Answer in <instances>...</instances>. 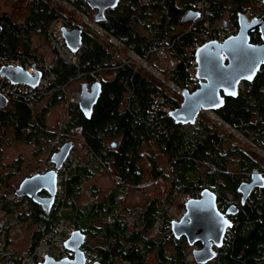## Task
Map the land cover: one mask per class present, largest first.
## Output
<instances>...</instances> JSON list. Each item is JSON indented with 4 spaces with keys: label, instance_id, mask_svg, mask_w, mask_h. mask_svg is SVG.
Returning a JSON list of instances; mask_svg holds the SVG:
<instances>
[{
    "label": "trees",
    "instance_id": "16d2710c",
    "mask_svg": "<svg viewBox=\"0 0 264 264\" xmlns=\"http://www.w3.org/2000/svg\"><path fill=\"white\" fill-rule=\"evenodd\" d=\"M61 1H67L89 15V7L83 0ZM198 1L201 0H120L118 6L110 9L99 23L106 31L103 36L90 29L84 30L79 68L67 64L55 53L51 60V69L56 75L53 87H61L81 75V81L88 85L99 78L102 93L91 119L84 116L79 105L69 106L71 119L61 132V141L73 143L72 149L77 148L74 135L80 134L86 149L84 160L71 171L66 183L68 212L62 215L54 210L46 212L31 199L17 197V202L25 200L31 207L19 218L31 219L46 227L35 232L30 252L61 217L69 219L87 239L97 238V246L91 248L85 242L84 250L97 251L102 264H110L115 259L129 264H145L148 254L154 250L161 264L168 261L171 264H188L185 238L176 240L164 231L153 237L152 232L159 216L165 220V207L173 202L176 193L202 192L211 188L217 195L219 208L224 207L222 212L232 205L239 207L238 213L230 217L233 226L226 232L223 247L217 249L215 264H264V189L253 192L244 206H241V194L237 191L239 184L250 179L253 170L258 169L264 175V166L258 162L254 148L249 146L246 149L239 145L232 133L208 118L203 111L194 125H176L164 115L161 108L165 105L161 101L162 97L166 98L177 108L183 100L181 95L162 91L161 83L154 75L128 63V59L122 58L110 42L113 36L125 49L141 57H146L150 50L162 43L172 44L169 51L175 62L167 71L162 70L166 76L164 80L180 90L194 91L199 84L192 88L189 86L187 69L189 59L194 61L195 52L190 58L185 56L202 27L198 25L188 31L189 24L182 26L181 19L186 13L197 10ZM209 1L214 12L213 20L226 22L223 18L227 16L235 24L237 16L249 5L247 0ZM60 5L56 6L50 0H34L25 20L11 22V26L3 24L7 37L0 39L1 55L8 57L27 53L43 59L42 55L33 52L32 35L45 39L49 23L59 16L75 20ZM78 25L85 27L82 22ZM261 41L258 31L251 34L252 43ZM181 55L184 56L179 61L178 56ZM157 96L158 103L155 102ZM42 99L35 97L30 103L12 101L13 108H0V147L9 126L17 139L37 143L39 147L44 145L46 137L54 135L48 131L43 112L35 113L33 110ZM62 103L66 105V96L54 92L44 110ZM215 113L264 150V65L253 82L241 86L237 98H226L224 107ZM108 137L119 138L115 149L114 143L107 147ZM165 159L167 162L163 165L162 160ZM110 170H114L117 178L114 190L102 200L81 205L78 201L81 185L96 174ZM8 177L9 173L1 175L0 180ZM145 177L150 178L149 183L160 179L169 182L171 188L168 194L165 193L166 198H146V205L133 211L121 209L120 194L127 190L129 184H142ZM18 205L9 202L4 206L9 212L16 210ZM169 224L167 220L166 225ZM167 244L174 250L170 256L167 255ZM13 257L19 261L21 256Z\"/></svg>",
    "mask_w": 264,
    "mask_h": 264
},
{
    "label": "water",
    "instance_id": "95a60500",
    "mask_svg": "<svg viewBox=\"0 0 264 264\" xmlns=\"http://www.w3.org/2000/svg\"><path fill=\"white\" fill-rule=\"evenodd\" d=\"M84 1L91 9L98 10L92 17L94 23L102 22L105 19V12L115 9L120 2V0ZM198 16L199 13L196 11L186 13L181 19V25L195 22ZM237 22L239 25L237 35L222 43L209 42L195 52L196 77L199 85L194 91L188 89L182 91L183 101L171 113V119L176 125H194L202 111L216 112L223 108L226 98H237L241 86L253 82L261 72L264 65V16L249 22L243 14H239ZM257 31L262 41L254 44L251 42V34ZM83 33L84 29L81 26H76L71 31L64 30V37L71 50L76 51L82 46ZM2 75L10 77L16 83L31 86L37 85L40 79L39 72L31 75L20 67H5ZM248 75H252V79H247ZM169 85L176 92L181 91L178 86L170 83ZM231 92L236 94L230 95ZM101 93L102 85L99 82L81 85V101L78 105L87 119H91ZM7 105L8 100L0 95V108H6ZM112 146L115 148L116 144ZM72 147V143H66L62 150L52 157L56 165L55 171L44 176L24 179L15 195L27 196L34 203L40 204L46 212H50L55 203L57 170L62 167ZM256 188L264 189V175L257 169L251 173L249 182H242L237 188L241 194V206L245 205ZM238 211L239 207L232 205L222 212L218 207L216 193L205 188L199 198H191L186 202L181 219L171 222L173 236L176 240L185 238L188 245L194 247L192 256L196 263L208 264L217 257L214 248L223 247L226 232L233 226L230 217L236 215ZM85 240L86 236L76 231L73 239L67 244V248L75 253L73 260L55 262L48 258L42 264H84L82 247Z\"/></svg>",
    "mask_w": 264,
    "mask_h": 264
},
{
    "label": "rangeland",
    "instance_id": "374dc122",
    "mask_svg": "<svg viewBox=\"0 0 264 264\" xmlns=\"http://www.w3.org/2000/svg\"><path fill=\"white\" fill-rule=\"evenodd\" d=\"M50 1L56 6L60 5V3H58L56 0H50ZM68 4L70 3L68 2ZM24 5L25 2L21 0H0V10L2 12L3 11L10 12L13 10H17L13 14V17L15 20H18V22L24 20L26 17V12H24L22 9V6ZM60 7L62 9L64 8V10L67 11L69 5H64L63 3L62 5H60ZM80 13L82 12L80 11ZM80 13L77 11L68 12V15L75 19L74 23L76 25L82 22L83 25L85 26L84 28L86 29L88 28V26L83 22L84 18H82V15ZM223 19H226L228 23L231 22L229 21L230 19H228L227 16ZM212 23H214L215 26H220L225 23V20H217V21L214 20L212 21ZM104 34L105 31L103 35ZM113 38L114 37L110 38V42L120 52V56L122 58L128 59L127 60L128 63H132L140 70H143L149 74L154 75L155 78L159 80V82L161 83L160 86L162 91L171 94L176 93L178 96L181 95L182 97L183 88L180 92H174L175 90L164 80L166 76L165 73L163 74L162 70L167 71L170 67L173 66V63L175 62V58L170 54L169 50L160 49V51L158 50L155 51L154 49H152L146 54V56L152 54L151 57L149 56L147 60L146 57H141L135 54L132 50L125 49L123 44H121L120 42H119L120 46L117 47L114 44L115 42L114 39L116 38L114 39ZM31 39H33L32 42L33 48H37V50L33 49V52L35 54L40 55L44 53L46 58L53 60L54 51L47 43L46 38L44 39V38L33 37L32 35ZM178 59L179 61H181V58L179 56ZM191 70L192 69H190V71ZM193 78L196 80L195 76ZM74 87L75 85L70 87V89H73ZM51 96L43 98L39 104L34 105L35 107L33 108V110L35 113L43 112V115L47 119L48 131L53 133L54 135L46 137L45 138L46 141L44 142V145L39 147V144L37 143L31 144L25 142L23 139L14 140L13 128L9 126L6 128L7 133L4 136L5 141L3 143L2 151L0 152V176L1 175L6 176L8 173L10 175V177L4 179V181L0 180V222L8 229L5 252L6 254L11 255L12 259L14 260L16 259L13 257V255L22 256L26 252L29 254L31 253L29 249L34 241L35 232L43 229V228L40 229L38 223L31 221V219L24 220L19 218L20 214H22L31 207L29 202L25 200H21L20 202H17L18 198L15 196V191L19 188V186L21 185L24 179L32 175L39 161L46 158L44 157L45 153L47 152L48 147L50 146L52 141H54L57 136L60 122H64V120L67 117L68 109L66 108L64 103L58 104L56 106L52 105L48 107L46 111L44 110V107L49 104ZM8 107L13 108V103L9 102ZM205 114L208 118L220 123L224 130L228 131L229 133H232L238 139L239 145L245 147L246 149L247 148L249 149V146L251 148H254L256 154H258V158H257L258 162L264 166L263 149L261 150V148L257 147L254 143H252L249 139L244 137L236 129L229 127V125L226 124L224 120L221 119L218 115H216L215 112H206ZM74 136H75L73 137L74 145L77 147L75 151L77 152L76 154L79 157V163H80L85 158L86 149L84 147L83 141L81 140L80 134ZM119 142L120 141L118 137H108L106 139L107 147H109L112 143H115L117 147ZM40 149H42L43 151H40ZM38 150L39 152L37 153ZM162 162H163L162 164L164 165L167 162V160L166 159L162 160ZM140 165H143V163H141ZM235 171H238V168H235ZM116 179L117 178L116 175L114 174V170H110L106 173L105 172L98 173L92 179L85 181L81 185V190H80L81 193L78 196L79 203L81 205H86V204L94 203L98 200H102L108 195L110 191L114 190L117 184ZM149 179L150 178L148 177L143 178V183L138 186H134L130 184L128 185L127 190L122 192L118 197V200L121 203V209L123 210L129 209L133 211L136 209V207L143 208L146 205L147 199L150 198L152 199V197L166 198L165 193L167 192L168 194V191L171 188V184H169V182L167 181H163L162 179L154 180L153 182L149 183ZM7 185H10V187L8 188ZM67 195H68V191H67ZM180 196L183 197L184 196L183 193L180 194L176 193L173 202L165 207V214H166L165 220L163 219L162 215L159 216L158 220H156V225L152 232L153 237H156L157 233L159 232L163 233L167 220L170 222V224L166 225V229H170L171 230L170 233L171 235H173L171 222L174 220L181 219L184 213V206L182 203V198H180ZM9 202H16L17 205L19 204L16 210L9 212L5 210L4 205L8 204ZM219 206L220 204L218 203V207ZM220 210L223 211L222 207ZM130 218H132V216ZM56 225H54L53 227H55ZM164 232L168 233V230ZM43 238L40 240V243L43 240ZM87 238L85 242H88V247L91 246L92 248L98 245L96 241L97 240L96 237H89V239ZM83 248H85V244ZM193 250L194 247H191L189 245L187 246L186 256H187L188 264H198L196 263V261L192 256ZM88 251H90L92 255L97 256V251H95L94 249L93 251L91 249H88ZM173 253H174L173 248H171L167 244V255L170 256ZM155 254H156L155 250L150 252L148 254L147 259L145 260V264H161L157 261ZM110 264H129V263L125 261H121L120 259H115ZM164 264H171V262L168 261V263H164ZM210 264H215V262H212Z\"/></svg>",
    "mask_w": 264,
    "mask_h": 264
},
{
    "label": "built area",
    "instance_id": "2783aa9c",
    "mask_svg": "<svg viewBox=\"0 0 264 264\" xmlns=\"http://www.w3.org/2000/svg\"><path fill=\"white\" fill-rule=\"evenodd\" d=\"M249 5L247 9L242 13L244 17L250 22L254 19H259L264 16V0H247ZM197 10L199 16L195 22L190 23L187 26L188 31H192L197 28L198 25L202 27V30L197 31V40L193 43L192 46H189L187 49L186 56L190 58L194 52H196L200 47L209 43V42H224L226 39L235 36L238 34L239 25L238 23L231 21L228 23L226 21L224 24L220 26H215L212 21L214 17V12L211 10V5L209 0H201L197 2ZM69 12L77 11L71 5L68 8ZM78 12V11H77ZM82 15V14H81ZM84 18V22L90 26L91 29L103 35L104 30L98 25L90 23L88 18L82 15ZM76 24L70 20L69 18H65L59 16L55 18L48 27V41L51 47L55 50V53L59 58H61L67 64H71L80 67L81 64V55L82 49L81 47L73 51L71 50L66 42L64 37V30L71 31L75 28ZM106 33V31H105ZM113 37V36H111ZM110 37V38H111ZM115 38V37H114ZM113 38V39H114ZM114 44L119 47L120 43L118 40L114 39ZM172 44L166 45L162 43L159 47L154 48L155 51H160V49L170 50L172 48ZM184 55H181L180 58H183ZM194 61L189 59V65L187 69V73L189 76L190 84L189 86L192 88L198 83L196 74H197V65ZM149 55L146 56L148 58ZM182 60V59H181ZM5 67H20L24 71L28 72L31 75H35L36 72L40 73V79L37 85L31 86L24 83H16L10 77H4L2 75V70ZM190 69H192L190 71ZM196 77V80L193 77ZM97 82H99V78H95ZM56 81V75L51 69V62L46 59H38L37 57L31 56L27 53H20L8 57H4L0 53V95L7 99L8 101H27L30 103L35 97H49L53 95L54 92H61L66 96V108L69 110V106L72 104L78 105L81 101V76L78 75L72 78L69 82L64 84L61 87H53V83ZM73 89L70 87L74 86ZM173 90V89H172ZM174 91V90H173ZM176 92V91H174ZM159 97L157 96L155 102L158 103ZM168 99L162 97L161 104L165 105L161 110L164 115L171 118V113L175 109L173 104H170ZM161 105L160 107H162ZM67 110V117L64 122H60L59 131L54 141L48 147V150L44 157L45 159L39 161L37 166L35 167V171L32 173V176H44L49 172L56 170V165L52 161V157L62 150L65 143L61 141V132L66 128L67 122L71 119V116ZM75 149H72L66 160L64 161L62 167L57 170V178H56V196H55V204L53 205L51 210L58 211L60 215L64 212H68L69 209L66 203L67 200V188L66 183L70 177L71 171L79 165V157L76 154ZM183 197L182 203L183 205L188 202L191 198H198L201 192H182ZM224 209V207H223ZM57 224V225H56ZM55 227L51 229V231L46 234L41 241L31 253H24L19 259V261H15L12 259L11 255L6 254V244H7V229L0 222V264H42L48 258L55 261L61 262L66 260H73L75 258V253L67 248L68 242H70L77 229L75 225L68 219L59 218L58 221L55 222ZM168 230V234L170 233V229ZM164 229V231H166ZM227 235V234H226ZM60 248V249H59ZM84 264H96L100 262L99 258L96 255H92V253L88 250H84Z\"/></svg>",
    "mask_w": 264,
    "mask_h": 264
},
{
    "label": "flooded vegetation",
    "instance_id": "af4514ba",
    "mask_svg": "<svg viewBox=\"0 0 264 264\" xmlns=\"http://www.w3.org/2000/svg\"><path fill=\"white\" fill-rule=\"evenodd\" d=\"M21 1H23V2H25V5L24 6H22V9H23V11L24 12H26V16H28L29 15V12H30V5L32 4V2L34 1V0H21ZM58 3H60V4H63L64 3V5H70V4H68V2L67 1H61V0H56ZM84 1V0H83ZM65 2L67 3V4H65ZM85 2V1H84ZM86 3V2H85ZM87 4V3H86ZM88 5V4H87ZM71 6L73 7V8H75V6H73L72 4H71ZM89 7V6H88ZM67 9V8H66ZM76 9V8H75ZM68 10V9H67ZM110 10V9H109ZM109 10H107L106 12H105V16L107 15V13L109 12ZM17 10H13V11H10V12H7V11H3L2 12V14L0 15V39H1V37L2 36H5V37H7V34L6 33H4L3 32V24H9L10 25V23L11 22H13V23H18V20H15L14 19V17H13V14L16 12ZM98 10L97 9H95V10H93V9H91L90 7H89V12H88V14H89V16L91 17V20H92V17H93V15L97 12ZM26 18V17H25ZM25 20V19H24ZM54 20V19H53ZM52 20V21H53ZM51 21V22H52ZM50 22V23H51ZM49 23V24H50ZM11 26V25H10ZM49 27V26H48ZM89 29V28H88ZM91 30V29H90ZM46 41H47V43L49 44V46L51 47V45H50V43H49V41H48V30H47V35H46ZM32 48H33V46H32ZM33 49H36L37 50V48H33ZM51 49L54 51V53H55V50L51 47ZM46 59V58H45ZM47 60V59H46ZM51 62V61H50ZM9 102H11V101H8V104H9ZM6 108H9L8 107V105H7V107ZM16 133H14L13 135H14V140L16 139L17 140V135H15ZM4 143V142H3ZM3 143L1 144V150H2V148H3ZM34 143V142H33ZM33 143H31V144H33ZM250 178H251V175H250ZM250 181V179L249 180H245V181H243V182H249ZM259 191L260 189H254L253 190V192H255V191ZM252 192V193H253ZM42 195H45V193H42ZM16 196V195H15ZM17 197V196H16ZM27 197V196H26ZM29 198V197H28ZM250 198V197H249ZM37 204V203H36ZM55 204V203H54ZM38 205H40V204H38ZM38 226H39V228L41 229V228H46L43 224H38ZM198 247H200V245H198ZM214 250L218 253V251H217V249L216 248H214ZM216 259L217 258H215L212 262H216ZM212 262H210V263H212ZM210 263H208V264H210Z\"/></svg>",
    "mask_w": 264,
    "mask_h": 264
},
{
    "label": "clouds",
    "instance_id": "9594fccd",
    "mask_svg": "<svg viewBox=\"0 0 264 264\" xmlns=\"http://www.w3.org/2000/svg\"><path fill=\"white\" fill-rule=\"evenodd\" d=\"M66 4H67V3H66ZM75 10H77V9H75ZM77 11L80 13L79 10H77ZM68 12H69V11H68ZM73 12H75V11H73ZM80 14L84 15L85 17H87L90 23L98 24V25H99V23H94L88 15H86V14H84V13H80ZM83 22H84V21H83ZM84 23H85V22H84ZM85 24H86V23H85ZM86 25L88 26L89 29H91L90 26H89L88 24H86ZM76 26H79V25H76ZM76 26H75V27H76ZM99 26H100V25H99ZM100 27H101V26H100ZM82 28H83V27H82ZM88 28H86V29H88ZM101 28H102V27H101ZM83 29L86 30L85 28H83ZM102 29H103V28H102ZM91 30L94 31L93 29H91ZM103 30H104V29H103ZM104 31H105V30H104ZM94 32H96V31H94ZM96 33H98V32H96ZM98 34H99V33H98ZM100 35H101V34H100ZM102 36H103V35H102ZM96 82H97V81H96ZM82 84H83V82H82ZM82 84H81V85H82ZM65 106H66V105H65ZM72 144H73V143H72ZM72 148H73V147H72ZM71 150H72V149H71ZM31 176H32V175H31ZM31 176H30V177H31ZM199 197H200V196H199ZM199 197H198V198H199ZM184 205H185V204H184ZM184 205H183V206H184ZM183 214H184V213H183ZM171 228H172V226H171ZM82 249H84V248H82Z\"/></svg>",
    "mask_w": 264,
    "mask_h": 264
},
{
    "label": "snow or ice",
    "instance_id": "6c2138e0",
    "mask_svg": "<svg viewBox=\"0 0 264 264\" xmlns=\"http://www.w3.org/2000/svg\"><path fill=\"white\" fill-rule=\"evenodd\" d=\"M247 79H252V75H248L247 77H246ZM230 95H235L236 93L235 92H231V93H229ZM225 223H227L226 221H225Z\"/></svg>",
    "mask_w": 264,
    "mask_h": 264
},
{
    "label": "crops",
    "instance_id": "0c3cea01",
    "mask_svg": "<svg viewBox=\"0 0 264 264\" xmlns=\"http://www.w3.org/2000/svg\"><path fill=\"white\" fill-rule=\"evenodd\" d=\"M40 55H43L44 59L46 58V56H45V54H44V53H42V54H40ZM54 55H55V53H54ZM46 59H47V60H49V61H51V60H52V59L50 60V59H48V58H46ZM45 154H46V153H45ZM83 247H84V246H83ZM83 247H82V248H83Z\"/></svg>",
    "mask_w": 264,
    "mask_h": 264
},
{
    "label": "bare ground",
    "instance_id": "6f19581e",
    "mask_svg": "<svg viewBox=\"0 0 264 264\" xmlns=\"http://www.w3.org/2000/svg\"><path fill=\"white\" fill-rule=\"evenodd\" d=\"M99 71H101V70H99ZM81 76V75H80ZM97 78V77H96Z\"/></svg>",
    "mask_w": 264,
    "mask_h": 264
}]
</instances>
